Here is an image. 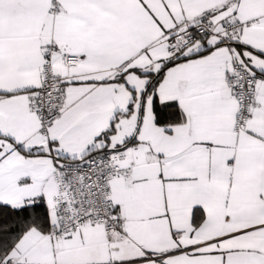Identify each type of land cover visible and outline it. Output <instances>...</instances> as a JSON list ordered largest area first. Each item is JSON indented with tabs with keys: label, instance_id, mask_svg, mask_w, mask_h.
Here are the masks:
<instances>
[{
	"label": "snow or ice",
	"instance_id": "snow-or-ice-1",
	"mask_svg": "<svg viewBox=\"0 0 264 264\" xmlns=\"http://www.w3.org/2000/svg\"><path fill=\"white\" fill-rule=\"evenodd\" d=\"M0 264H264V0H0Z\"/></svg>",
	"mask_w": 264,
	"mask_h": 264
}]
</instances>
